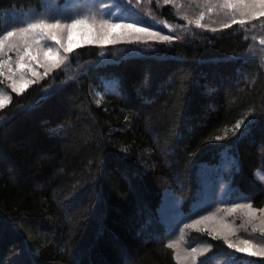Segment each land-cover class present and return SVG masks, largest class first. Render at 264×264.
Wrapping results in <instances>:
<instances>
[{
  "label": "trees",
  "instance_id": "16d2710c",
  "mask_svg": "<svg viewBox=\"0 0 264 264\" xmlns=\"http://www.w3.org/2000/svg\"><path fill=\"white\" fill-rule=\"evenodd\" d=\"M48 1L0 0V34ZM125 8L173 39L83 44L0 109V264H179L165 195L194 213L205 165L225 171L227 205L264 208V26ZM186 238L208 248L197 264L251 262L207 230Z\"/></svg>",
  "mask_w": 264,
  "mask_h": 264
},
{
  "label": "rangeland",
  "instance_id": "374dc122",
  "mask_svg": "<svg viewBox=\"0 0 264 264\" xmlns=\"http://www.w3.org/2000/svg\"><path fill=\"white\" fill-rule=\"evenodd\" d=\"M169 1L173 2L178 14L188 24L195 19L199 23L204 21L210 25L250 19L252 26L258 21H260V25L264 26V17L258 16L260 11H264V7L253 3L252 0H244V2H241V0ZM129 2L136 3V0H119L118 3H113L112 0H66L63 4H61V0H49L43 10H18L10 13L7 18L6 30L0 34V42L4 44L3 50L0 51V61L3 62V66L0 67V72L3 73V75H0V95L10 98L13 82H15L16 87H19L22 81L39 80L45 76L44 73L46 71L49 73L54 69L51 63L44 59L43 53L48 46L53 48V52L58 51L61 57H66L67 53L64 51V47L67 46L66 30L61 33L62 43L64 44V47H61V45L48 39L40 29L21 33L20 29L26 28L27 23L36 22L40 18L50 16H55L62 23H70L72 18L87 17L90 23L95 24L97 31L101 35V23L103 20H109L113 23H136L140 27L148 28L142 22L131 20L132 15L126 11V8L120 9L121 5L129 4ZM49 22H54V20ZM260 25L257 24L255 26ZM148 29V33L138 34L141 37L140 41L160 40L158 37L149 39V35L152 33L170 37L166 32ZM173 30V27H170V31H167L172 32ZM8 31H12L15 34L13 37L5 39ZM135 35L137 34L126 35L123 39L114 37V39H117V42H129L134 41ZM38 40L41 42L38 43ZM259 42L262 43L260 44L263 47L264 37ZM27 48H30L34 55L38 54V62L30 60L25 55V49ZM21 55H24L23 63L30 65L39 75H33L28 68L23 70L17 68ZM224 168L228 169L229 163L225 164ZM202 170L204 171L202 185L206 189L203 188L199 191V196L201 194L202 199L196 206L199 209L194 208V213L190 215L182 213L175 193L169 191L165 195L162 210L165 209L164 217L168 224V240L169 243L173 244L179 264H197L199 256L208 251V248L202 244L189 245L186 236L188 230L193 227L207 230L213 235L224 239L228 245L230 242L232 245L237 246L231 247L234 252H239L237 248L248 246L243 243L245 240L252 242L255 251H264V212L257 211L255 214H250L247 208H236L235 211H232L234 206L248 203L238 202L235 205H227L222 200V196L228 186L227 181L224 180L226 179L224 176L225 171L217 173L211 165L203 166ZM204 217H207V219H202ZM195 221L200 222L195 224ZM192 249H196V251L193 252ZM249 256L251 259L249 264H259L260 261L257 258H264V255ZM225 258L226 255L223 257L215 256L217 263L225 261Z\"/></svg>",
  "mask_w": 264,
  "mask_h": 264
},
{
  "label": "snow or ice",
  "instance_id": "6c2138e0",
  "mask_svg": "<svg viewBox=\"0 0 264 264\" xmlns=\"http://www.w3.org/2000/svg\"><path fill=\"white\" fill-rule=\"evenodd\" d=\"M167 2L168 0H165V3ZM241 2H244V0H241ZM252 2L260 5L261 7H264V0H252ZM258 16L264 17V11H260L258 13ZM50 20H54V22H49ZM240 23H244V21H240ZM36 29H40L41 32L48 39L55 42L56 44L61 45V47H64V44L62 43V39H61V33H63L66 30L67 46L64 47V51L66 53L73 52L76 48L81 47L83 44H93L97 42L104 45L114 44L117 42V39H114V37L123 39L126 35H132V34H137L134 36L133 39L134 42H139L141 40V37L138 34L149 32L148 28L140 27L136 23H113L109 20H103L101 23V29H102V35H101V33L97 31L95 24L90 23L87 17L72 18L70 23H62L61 20L57 19L55 16L40 18L36 22L27 23V27L21 28L20 32L25 33L28 30H36ZM14 34H15L14 32L8 31L5 39H7L8 37H13ZM154 37H158L160 40L163 41L173 39V37H169V36H160L158 33H152L151 35H149V39H152ZM37 42L39 43L41 41L38 40ZM3 47H4L3 42H0V51L3 50ZM25 55H27L30 60L38 62V54L34 55L30 48L25 49ZM43 55L45 61L51 63L52 68L59 67V65L63 62V60L66 59V57H61L58 51L53 52V48L51 46H48L46 48ZM23 60H24V55H21L19 57V62L17 64V68L19 70L28 68L30 71H32L33 75H39L38 73L35 72L34 69L31 68L30 65L23 63ZM2 66H3V62L0 61V67ZM0 75H3V73L0 72ZM44 75H47V71L44 73ZM9 79H11V77H9ZM31 83H34V81H22L20 86L16 87L15 82H13L12 88L18 94H21L30 86ZM9 100L10 98H5L4 96L0 95V109H3L6 106V104L9 102ZM242 125L246 128V125H244L243 121L237 122V124L235 125L236 130H240ZM242 134L243 133H241V135ZM217 139H220V137H217ZM261 179H264V177H261ZM236 208H247L250 214H255L257 211L264 212V208L257 210L253 208L251 203L236 205L234 206L232 211H235ZM202 219H207V217H204ZM199 222L200 221H195L194 223L198 224ZM243 243L248 246L243 248H237L239 252L247 253L252 256L264 255V251L258 252L254 250V246L252 245V242L250 240H245L243 241ZM167 246L172 247L173 244L169 243ZM229 247L231 248L237 246L232 245L229 242ZM192 251L195 252L196 249H192Z\"/></svg>",
  "mask_w": 264,
  "mask_h": 264
}]
</instances>
